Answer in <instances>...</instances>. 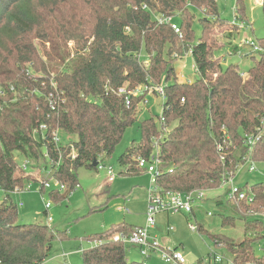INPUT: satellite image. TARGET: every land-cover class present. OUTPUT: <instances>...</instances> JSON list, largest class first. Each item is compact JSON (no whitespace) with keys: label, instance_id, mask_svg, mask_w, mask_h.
Wrapping results in <instances>:
<instances>
[{"label":"trees","instance_id":"16d2710c","mask_svg":"<svg viewBox=\"0 0 264 264\" xmlns=\"http://www.w3.org/2000/svg\"><path fill=\"white\" fill-rule=\"evenodd\" d=\"M235 6V19L243 20V0ZM196 10L203 15L197 41ZM261 10L264 17V0ZM166 19L178 20L179 34ZM239 30L219 17L217 0H0V264H42L58 235L46 225L20 224L9 195L42 172V185L56 179L68 191L49 192V198L66 199L78 185L79 169L97 171L93 161L102 165L112 156L137 122L148 89L162 87V114L157 124L152 116L139 123L141 140L119 156V174H140L137 159L148 161L153 140L163 136L157 186L162 192H202L184 214L195 219L205 192L219 189L246 162L264 163V38L256 40L258 59L249 54L254 64L245 77L237 65L222 68L215 59L223 47L218 34L230 38ZM229 51L237 54L235 46ZM184 54L196 70L192 83L179 82L174 72V61ZM121 87L126 94L118 96ZM54 130L67 141L55 144ZM17 155L31 164L29 172L21 170ZM48 170L50 176L44 175ZM238 191L243 199L216 206L230 213L222 228L243 221L240 241L211 234L196 221L195 232L233 264H264V255H255L264 239V182ZM116 229L126 234L132 228L122 223L87 237L93 244L80 252L82 264H144L128 260L125 245L109 240Z\"/></svg>","mask_w":264,"mask_h":264},{"label":"rangeland","instance_id":"374dc122","mask_svg":"<svg viewBox=\"0 0 264 264\" xmlns=\"http://www.w3.org/2000/svg\"><path fill=\"white\" fill-rule=\"evenodd\" d=\"M243 4L244 19L246 20H237L235 19L238 14L236 13L235 0H217L219 17L223 21L238 26L244 23L246 27L240 28L238 32H233L234 36L231 35L230 38H227L225 33L218 34L216 40L218 44H223V47L215 52V59L220 61L222 68L230 64L237 65L241 75L245 77L248 69L254 64V60L249 56L250 50L241 46V42L245 39L261 40L264 38V17L260 0H243ZM193 12L195 19L192 29L195 41H197L202 32L198 21L202 19L203 15L197 10ZM173 22L177 25L178 20L174 19ZM233 46L237 48V54L229 55L230 47ZM72 47L73 43L70 42L67 49L70 50ZM253 55L257 60L258 54L254 53ZM140 58L144 62L146 61L144 50H141ZM173 68L179 82L192 83L197 79L193 61L189 55L175 60ZM151 94L148 92L137 122L126 129L112 156L101 165L102 168L97 171L83 168L77 171L78 185L66 199L52 201L48 196L49 191L39 192V181L46 179V177H42L41 171L31 177L34 181L27 183L23 191L9 195L17 206V218L20 224L46 225L58 234L52 242L48 257L42 264H82L80 252L93 244L86 241L87 237L102 233L122 222L130 226H144L146 191L149 189L150 175L143 170L134 176L121 175L119 173L124 171V167H119L117 160L131 144L140 142L141 133L138 126L141 121L152 116L157 124V118L162 114L163 99ZM60 139L67 141L68 137H63L60 134ZM16 161L19 165L24 162L23 158L18 155ZM109 167L115 178L111 182L107 179ZM251 167L254 168V172H249ZM43 174L48 175L49 170L44 171ZM232 179V187L236 189H244L246 185L250 187L254 183L264 182V163L249 164L246 162L238 167ZM67 192L65 190L60 195L67 194ZM229 192L230 187L205 192L203 194L204 202L200 208L196 209L195 219L184 214H158L155 218V228L149 231L150 239H156L161 246L168 249L177 248V251L183 254L186 264H196L197 261L206 258L210 253L226 254L224 250L214 247L207 236L191 232L188 225L189 223L195 224L194 221H196L211 234H223L233 241H240L242 220H236L238 222H235V228H222L220 225L223 217L230 216V213L223 207L216 206V203L221 201L224 204L229 198ZM3 197L4 193L0 192V203ZM47 203L50 205L48 211L50 222H47V216L43 214ZM20 204L21 206H19ZM118 208H126L130 213L122 214ZM206 213H212L213 216L206 217ZM262 222L264 233V217H262ZM167 228H172V231L167 233ZM124 250L126 258L130 261L143 262L144 264H165L160 260L158 254H151V259H147L140 255L138 248L125 245ZM255 255H264V239L260 245L255 247Z\"/></svg>","mask_w":264,"mask_h":264},{"label":"built area","instance_id":"2783aa9c","mask_svg":"<svg viewBox=\"0 0 264 264\" xmlns=\"http://www.w3.org/2000/svg\"><path fill=\"white\" fill-rule=\"evenodd\" d=\"M262 4V0H260ZM162 22V20H160ZM163 22L168 23L171 27V29L174 30L176 34H179V29L177 25L170 19L163 20ZM236 25V24H235ZM239 29L246 27L244 23H241L240 26H238ZM241 46L245 47L246 49L250 50L251 53H259L261 52V48L259 47L256 40H243L241 42ZM196 70L194 69V72ZM243 77V75H241ZM141 91V89H139ZM149 92L155 91L156 94L163 98V90L162 87H157L152 89H148ZM138 94V91L135 92ZM116 95L121 96L126 94L123 87L117 89L115 92ZM135 95V94H133ZM51 106V103H50ZM54 107L51 106V110H53ZM160 122L163 123L164 119H160ZM46 131V128L44 126H41L39 128L40 135L43 136L44 132ZM52 141L55 144H59L60 139V133L58 130H54L52 132ZM163 136H160L157 140H153L152 149L153 153L149 157V160L145 159H137V167L140 170L145 171V173L150 175V185L149 189L146 191V210H145V223L142 227H133L128 233H123L120 231V229H116L113 234L110 236V241L114 243H121L123 245H129L131 247H137L139 249L140 255L142 257H145L147 259H151V254H158L159 258L162 262L165 264H186L185 258L182 253H180L177 250H171L166 247H163L159 244V242L156 239H150L149 237V231L154 229L156 226L155 218L160 213H166L167 215H176V214H190L192 211V206L194 202V197L197 196L198 198L202 197V192H193L189 194H180L177 192H162L158 186H157V176H158V166L160 164L159 158H158V147L159 142L162 140ZM248 144L251 145V140L248 141ZM47 157V155H45ZM30 163L29 162H23L20 165L21 170L26 173L27 170L30 169ZM98 169L102 168L99 164ZM254 168L251 167L249 169V172H253ZM107 179L109 182L113 181L114 174L112 172V169L109 167L107 169ZM40 182V187L42 185V182ZM233 179L232 176L224 179L220 185V188H226L230 187V192L228 194L229 198H237V199H243L244 194L240 193L238 189L232 187ZM43 189L49 191V192H57L61 194V192H64L66 190V187L58 182L56 179H52L49 181L43 182L42 185ZM1 192V188H0ZM21 206V204L19 205ZM49 209L50 205L47 203L45 205V211L47 216V222H50L49 217ZM118 211H121L123 214H129L130 211L126 208H118ZM212 216L210 213H206V217ZM188 229L191 232H195L196 228L194 224L189 223ZM172 231V228H167V232L169 233ZM202 264H233V261L230 258L225 257L221 253H211L206 258L203 259Z\"/></svg>","mask_w":264,"mask_h":264},{"label":"water","instance_id":"95a60500","mask_svg":"<svg viewBox=\"0 0 264 264\" xmlns=\"http://www.w3.org/2000/svg\"><path fill=\"white\" fill-rule=\"evenodd\" d=\"M99 165L98 161H93V163L91 164V168H97V166Z\"/></svg>","mask_w":264,"mask_h":264},{"label":"crops","instance_id":"0c3cea01","mask_svg":"<svg viewBox=\"0 0 264 264\" xmlns=\"http://www.w3.org/2000/svg\"><path fill=\"white\" fill-rule=\"evenodd\" d=\"M145 210H146V208H145ZM119 212H121V211H119ZM122 213V212H121ZM123 214V213H122ZM127 215V214H126ZM144 216H145V212H144ZM123 223V222H122ZM122 223H119V224H122ZM125 225H127L129 228H133V227H141V226H130V225H128V224H126V223H124ZM118 225V224H117Z\"/></svg>","mask_w":264,"mask_h":264}]
</instances>
